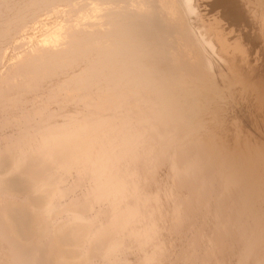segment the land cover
Segmentation results:
<instances>
[{"label":"bare ground","instance_id":"6f19581e","mask_svg":"<svg viewBox=\"0 0 264 264\" xmlns=\"http://www.w3.org/2000/svg\"><path fill=\"white\" fill-rule=\"evenodd\" d=\"M0 64V264H264V0H0Z\"/></svg>","mask_w":264,"mask_h":264},{"label":"rangeland","instance_id":"374dc122","mask_svg":"<svg viewBox=\"0 0 264 264\" xmlns=\"http://www.w3.org/2000/svg\"><path fill=\"white\" fill-rule=\"evenodd\" d=\"M9 47H10V48H9ZM9 47H8L9 49L7 50V54H6V56H5V60H4L5 63H7L8 59L10 58V56L12 55V52H13L12 49H11L12 46H9ZM8 54H9V55H8ZM4 62H3V63H4ZM5 63H4V64H5ZM0 65H1V64H0ZM241 107H243V106H241ZM242 116H243V115H242Z\"/></svg>","mask_w":264,"mask_h":264}]
</instances>
